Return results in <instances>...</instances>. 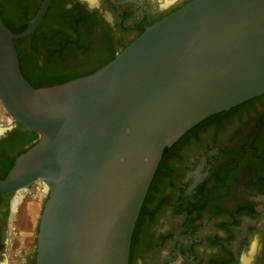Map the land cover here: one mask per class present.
<instances>
[{
	"label": "water",
	"instance_id": "obj_1",
	"mask_svg": "<svg viewBox=\"0 0 264 264\" xmlns=\"http://www.w3.org/2000/svg\"><path fill=\"white\" fill-rule=\"evenodd\" d=\"M0 8V100L38 139L0 193L40 182L37 264H130L165 149L203 120L264 94V0H190L102 68L36 87Z\"/></svg>",
	"mask_w": 264,
	"mask_h": 264
},
{
	"label": "flooded vegetation",
	"instance_id": "obj_2",
	"mask_svg": "<svg viewBox=\"0 0 264 264\" xmlns=\"http://www.w3.org/2000/svg\"><path fill=\"white\" fill-rule=\"evenodd\" d=\"M189 1L162 10L164 0H99L95 8L51 0L35 32L16 39L23 73L41 85L95 72ZM45 2L0 0V8L5 23L22 32ZM37 139L0 100V179ZM35 184L23 194L0 193V264H37L44 202L37 208ZM254 236L262 246L255 264H264V94L203 120L165 149L130 264H240Z\"/></svg>",
	"mask_w": 264,
	"mask_h": 264
},
{
	"label": "clouds",
	"instance_id": "obj_3",
	"mask_svg": "<svg viewBox=\"0 0 264 264\" xmlns=\"http://www.w3.org/2000/svg\"><path fill=\"white\" fill-rule=\"evenodd\" d=\"M175 0H164V3L160 5L161 9H166L171 6ZM90 8L99 7V0H87ZM262 250L258 236H254L250 241L246 251H242L240 254V264H255L256 256L259 255Z\"/></svg>",
	"mask_w": 264,
	"mask_h": 264
},
{
	"label": "rangeland",
	"instance_id": "obj_4",
	"mask_svg": "<svg viewBox=\"0 0 264 264\" xmlns=\"http://www.w3.org/2000/svg\"><path fill=\"white\" fill-rule=\"evenodd\" d=\"M32 190H35L36 191V196H35V202L38 203V206L37 208H41L42 206V202H43V195H42V192H41V184L40 182H36L34 188H32ZM32 196L34 197V194H32Z\"/></svg>",
	"mask_w": 264,
	"mask_h": 264
},
{
	"label": "trees",
	"instance_id": "obj_5",
	"mask_svg": "<svg viewBox=\"0 0 264 264\" xmlns=\"http://www.w3.org/2000/svg\"><path fill=\"white\" fill-rule=\"evenodd\" d=\"M67 80H69V79H67ZM67 80H63V81H55V82H51V83H48V84H33L34 86H36V87H43V86H52V85H55V84H60V83H63V82H65V81H67Z\"/></svg>",
	"mask_w": 264,
	"mask_h": 264
}]
</instances>
